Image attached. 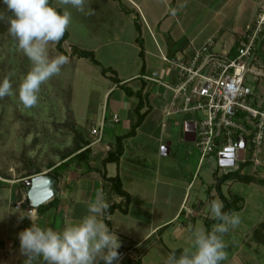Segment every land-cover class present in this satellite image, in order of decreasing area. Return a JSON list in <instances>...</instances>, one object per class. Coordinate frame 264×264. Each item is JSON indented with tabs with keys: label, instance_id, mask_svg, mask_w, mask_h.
<instances>
[{
	"label": "crops",
	"instance_id": "0c3cea01",
	"mask_svg": "<svg viewBox=\"0 0 264 264\" xmlns=\"http://www.w3.org/2000/svg\"><path fill=\"white\" fill-rule=\"evenodd\" d=\"M171 2L172 0H89V4L85 6V13L68 9L82 22L79 26L81 30H92V37H87L91 42H88L89 40L85 42L82 37L78 38L77 48L92 51L100 66L102 65L100 60H108L106 63L104 61L103 67L115 71L119 84L103 76L111 84L102 95L104 104L100 118L90 125L88 132L80 131L91 151L88 165L92 171L87 172L84 167L73 164L61 170L59 184L62 188L56 189L57 194L53 202L44 212L39 213L35 210L27 216L28 220L21 229L18 228L20 216L14 212L0 214V264H24V257L19 249L18 233L30 226V219L41 226L60 229L66 222L78 220L87 214V204L94 201L98 195L109 205L121 204L123 198L110 190L109 184L106 185L101 178L102 173L107 177L118 176L122 189L130 196L126 213L116 209L106 217L110 228L115 227L113 221L116 217L129 215L134 197L144 200L148 205L140 211L148 216L145 219L141 217L135 219L136 225L144 226L139 234L133 236L126 231L123 221L115 227L120 241L124 237V243L125 241L127 243V238L133 243L131 247L126 245L124 247L121 241L118 251L128 252L121 264H132L135 260H138L139 264H164L167 255L173 249L181 251L188 246L190 229L203 228L207 231L205 222H208L210 231L217 223L209 217L208 208L215 195L210 192L223 174L213 165L212 183L206 188L209 197L204 200L195 198L187 204L189 198H186V192L199 167V159L191 174V180L185 181L179 176L175 157H170L174 145L185 147L182 146V142H194L196 146L195 117L192 119L180 117L189 114L168 116L170 90L156 82H146L143 77L151 71H156L161 81L173 84L177 79V72L173 67L166 65L162 57L189 56L209 38H215L216 51L233 54L236 40L248 29L264 0H174L172 5ZM52 3L55 5L56 0H52ZM86 18L88 21L83 23ZM135 20L140 27L141 44L136 40L139 33L134 27ZM64 49L70 52L71 47ZM116 59L117 61H113ZM75 60L83 58H68V61ZM255 65L264 74V42L259 45ZM121 86L133 93L140 91L146 105L143 110L149 108L135 133L129 137L126 135L136 123L134 108L137 99L133 95L129 96ZM252 88L255 93L263 94L264 76L252 82ZM107 110L110 117L116 115L118 118L117 122L113 120L110 122L120 125V131L114 133L111 140H106L105 135ZM93 118L96 119L97 115ZM101 124L103 126L101 141L92 144L93 136L90 131ZM118 137L123 138L122 155L117 162H109L103 166L102 162L107 152L114 149ZM166 143L169 144L168 154L161 155V148ZM249 154L246 156L247 159ZM148 159H155L151 163V171L155 178L160 179V174L165 169L175 171L176 176H166L167 179L160 183L152 180L147 194H135L134 192L139 189H148L145 183L146 170L150 164ZM256 159L257 165L247 160V164L241 163L243 165L239 167L240 175L256 181L229 179L220 184V194L230 203L234 199L233 202L238 209L232 212L240 217L239 225L230 228L229 232L223 235V239L230 236L238 238L239 242L234 243L235 240L230 242L231 249L221 264H264V185L258 182L264 181V140L256 153ZM134 179L138 183L137 187L133 185ZM234 182L245 183L246 186L238 188L234 193L229 188ZM224 185L227 188L226 194L222 193ZM160 187L163 190L159 193ZM173 188L183 190L182 197L174 201L170 200L166 193ZM241 189L243 190L240 191ZM217 196L220 199L218 193ZM170 204L171 210L165 214L163 206ZM102 219L104 220V217ZM248 237L253 238L252 243L247 241ZM253 242L255 246L251 245Z\"/></svg>",
	"mask_w": 264,
	"mask_h": 264
},
{
	"label": "rangeland",
	"instance_id": "374dc122",
	"mask_svg": "<svg viewBox=\"0 0 264 264\" xmlns=\"http://www.w3.org/2000/svg\"><path fill=\"white\" fill-rule=\"evenodd\" d=\"M0 16H3V20H0V79L10 77L15 92L24 74L30 69V62L18 50L15 39L9 34L8 20L11 13L7 11L4 5H0ZM83 21L86 23L88 19ZM80 23L82 22L72 14V20L68 27L70 37L68 40L66 39L65 44L63 43L66 49L78 47L76 44L78 38L82 37L86 42L89 40L88 36L92 37V30H81ZM55 44L49 45L50 56L59 55L55 49ZM216 47L218 48L219 45L217 44ZM100 61L102 63L101 66L99 65L101 68L104 66V61L106 63L108 60ZM113 61H117V59ZM100 68L93 66L86 59L68 61L67 58V62L62 66L60 73L41 86L38 103L32 108H25L15 94L0 98V182L7 184L0 187V214L14 212L20 216L19 229L23 228L24 223L28 220L26 219L27 216H30L27 213L29 206L25 185V179L30 175L27 177L26 175L32 174L34 171L46 174L52 167L60 164L65 156L74 152V148L79 142L78 138L81 136L80 131L86 130L88 132L90 125L99 120L104 104L102 95L111 84L101 75ZM248 84L252 86L251 77L248 78ZM94 115H97L96 119L93 118ZM180 117L192 119L195 116L189 114L180 115ZM105 120L106 140H111L113 134L120 131V125L110 122L112 116L110 117L109 110L105 114ZM181 134L182 130H180ZM148 144L150 149L151 142L149 141ZM181 144L185 147L174 145L170 157H175L179 176L185 181H190L191 174L194 172L199 159V151L194 142H182ZM154 161L155 159H148L150 164H148L145 177L148 189H139L134 192L135 194H145L150 190L149 185L152 180H157L156 183H160V181L167 179L166 176H176L175 171L165 169L163 173L161 172L160 179L155 178V174L151 171V163ZM212 167L213 163L203 162L199 164L192 184L186 192V198H189L187 204L194 201L195 198H203L204 200L209 197L206 188L212 183ZM182 179L180 180L181 184ZM133 183L134 187H137L136 184L138 183L135 179ZM224 186L222 193L226 194L227 188ZM245 186V183L234 182L229 188L230 191L236 193L238 188H245ZM61 188L58 181L56 189ZM162 190L163 188L160 187L159 193ZM166 193L168 194L167 197L174 201L182 197L183 190L173 188ZM210 193L215 194L214 201H220L214 187ZM17 202H21L20 209L14 207ZM171 206L172 204L163 206V212L167 214L171 210ZM146 207L148 205L145 204L144 200L134 197L129 215L116 217L113 221L115 227H118V224L123 221L126 231L133 236L139 234L144 226L136 225L135 219L137 217L145 219L148 216V214L140 213L141 209ZM158 208H160L159 204ZM127 239V243L126 241V244L123 242V246L131 247L133 243L129 238ZM252 239V237H248L247 241L252 243ZM223 240L226 247L230 246L232 240H235L234 243L239 242L238 238H231L230 236ZM251 245H254V242ZM229 249L231 247L225 248L226 254Z\"/></svg>",
	"mask_w": 264,
	"mask_h": 264
},
{
	"label": "clouds",
	"instance_id": "9594fccd",
	"mask_svg": "<svg viewBox=\"0 0 264 264\" xmlns=\"http://www.w3.org/2000/svg\"><path fill=\"white\" fill-rule=\"evenodd\" d=\"M87 4L89 0H56L55 5L51 0H0L11 13L9 34L30 62L15 92L10 77L0 79V98L15 94L25 108L37 105L41 86L59 74L67 62L63 54L50 56L49 45L59 42L69 27L72 14L68 9L85 13ZM108 208L98 195L87 204V214L60 229L30 219V226L18 233L24 264H119L121 241L115 227L110 228L102 219ZM223 208L221 201L210 202L208 214L217 223L210 231L190 229L188 246L179 255L173 249L164 264H221L226 259L223 235L240 223L237 213Z\"/></svg>",
	"mask_w": 264,
	"mask_h": 264
},
{
	"label": "built area",
	"instance_id": "2783aa9c",
	"mask_svg": "<svg viewBox=\"0 0 264 264\" xmlns=\"http://www.w3.org/2000/svg\"><path fill=\"white\" fill-rule=\"evenodd\" d=\"M262 42L264 2L259 5L248 29L236 40L233 54L216 51L215 38H209L189 56L162 57V61L177 72L173 84L161 81L156 71L143 77L146 82H156L170 90L168 116H195L199 163H213L222 174L238 170L247 160L258 164L256 153L264 140V93H255L248 78L254 82L264 76L255 65ZM112 120L117 122V116L113 115ZM102 128L101 124L91 129L92 144L101 141ZM242 140L243 147L240 146ZM20 205L21 202L15 203V209H20ZM34 211L28 207L27 213L31 215ZM118 252L121 264L128 252Z\"/></svg>",
	"mask_w": 264,
	"mask_h": 264
},
{
	"label": "trees",
	"instance_id": "16d2710c",
	"mask_svg": "<svg viewBox=\"0 0 264 264\" xmlns=\"http://www.w3.org/2000/svg\"><path fill=\"white\" fill-rule=\"evenodd\" d=\"M174 0H172L171 5L173 4ZM52 3V0H51ZM121 5V3L119 4ZM122 7V6H121ZM134 27L137 33H139V36L137 37V42L139 44H141V39H140V27L137 23V21H134ZM68 38V31L66 30L64 33V36L61 38V40L59 42H56L55 44V49L58 52V54H63L65 55L67 58H83V59H87L89 62H91L93 65L99 66V62L96 60L95 55L92 51L89 50H84V49H80L77 47H71L70 52H67L64 48H63V43L66 41V39ZM142 71V70H141ZM100 73L103 76H107L113 83L115 84H119V81L115 75V71L112 70L111 68H106V67H101L100 69ZM124 91L129 95V96H135L137 99V103L136 106L134 108V113L136 115V123L132 126L130 132L126 135L127 137L132 136L135 133V129L141 124V122L143 121V119L145 118L147 112L149 111V108H146L145 110H143L145 108V102L143 101V99L141 98V92H131L128 88L121 86ZM122 137H118L116 139V143L114 146L113 150H110L107 152V155L105 157V159L102 162V165L104 166L106 163L109 162H117L120 158V156L122 155L123 152V146H122ZM78 144L77 146L74 148V152L68 156H65L62 159V162L60 164H58L57 166H54L51 168V170L46 173L47 175L51 176L54 178L55 180V184L54 187L56 189V184L59 181V178L61 176L60 171L66 169L69 165H76V166H82L84 167V169L87 172H91L92 169L89 167L88 165V160H89V156H90V149L88 146V142L86 140L83 139L82 136H79L78 138ZM247 164V162L245 163ZM243 164H240V167ZM34 174H40L38 171H34ZM240 173V168L234 172H229L226 174H223L222 176H220L217 180V183L215 185L216 191L221 199V201L223 202L224 208L223 211L225 212H232L235 211L236 209H238V207L235 205V203L233 201L228 202L227 199L225 197H223L220 194V184L223 181L229 180V179H242V180H252V181H256L255 179H249L245 176H242L239 174ZM31 174L26 175L29 176ZM102 180L106 183V185L109 184L110 190L115 194V195H119L123 198V201L121 204H115L112 203L109 205V208L107 210V212L104 214V221L105 223L109 222L106 219V217L110 214H112L116 209H118L121 213H126L127 212V208L130 202V196L128 195L127 192H125L122 189V184L121 181L119 179L118 176L115 177H107L105 173H102L101 175ZM260 184L264 185V181H258ZM7 184L0 182V187L5 186ZM56 195L47 203L40 205L39 207H37L35 210L39 213H42L46 210V208L49 206V204L51 202H53V200L55 199ZM213 222H217L215 220H213ZM205 225L207 226V231L209 228V223L205 222ZM110 227V225H109ZM177 255H179L180 251H176ZM132 264H139L138 260H135Z\"/></svg>",
	"mask_w": 264,
	"mask_h": 264
},
{
	"label": "water",
	"instance_id": "95a60500",
	"mask_svg": "<svg viewBox=\"0 0 264 264\" xmlns=\"http://www.w3.org/2000/svg\"><path fill=\"white\" fill-rule=\"evenodd\" d=\"M244 140H242L240 146L243 147ZM169 150V144H165L161 148V155H167ZM55 180L53 177L47 174H34L32 173L25 179L26 185V197L28 206L32 209H36L42 204L50 201L56 194L57 190L54 187Z\"/></svg>",
	"mask_w": 264,
	"mask_h": 264
}]
</instances>
